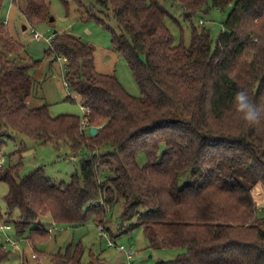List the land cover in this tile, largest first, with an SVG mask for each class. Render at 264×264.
Segmentation results:
<instances>
[{"label":"trees","instance_id":"obj_1","mask_svg":"<svg viewBox=\"0 0 264 264\" xmlns=\"http://www.w3.org/2000/svg\"><path fill=\"white\" fill-rule=\"evenodd\" d=\"M4 1L0 145L20 134L39 145L64 143L79 159L68 184L54 185L41 169L19 178L20 157L0 176L7 186V216L18 213L16 233L29 231L30 244L47 240L51 231L39 221L49 216L55 225L74 229L94 222L114 239L102 225L121 203V225L136 218L127 232L142 229L151 249L185 250L158 264H264V219L258 215L264 208L258 203L264 205V111L250 125L233 104L235 93L246 91L264 109V0H174L190 26L188 46L174 44L163 0H91L116 21L121 34L110 30L111 43L140 97L129 95L113 75L96 71L90 46L55 32L49 51L65 60L66 89L78 95L82 121L70 115L52 119L47 106L28 108L35 86L29 71L40 62L14 65L23 48L5 25ZM60 1L83 6L80 0ZM24 2L21 8L19 0H10L27 25L49 21L45 0ZM230 5L213 45L209 32L192 21ZM87 18L95 17L88 11ZM90 129L97 130L94 136ZM68 251L70 263H78L80 244ZM7 257L0 245V264Z\"/></svg>","mask_w":264,"mask_h":264},{"label":"rangeland","instance_id":"obj_2","mask_svg":"<svg viewBox=\"0 0 264 264\" xmlns=\"http://www.w3.org/2000/svg\"><path fill=\"white\" fill-rule=\"evenodd\" d=\"M45 1L51 15L49 21L34 28L25 23L23 14L16 6L10 4V0L4 1L1 13L6 19L5 25L11 36L23 48L20 58L14 65L30 67L33 61L40 62L38 67L31 68L29 71L35 86L28 100V108L38 109V107L47 106L52 119L70 115L82 121L83 111L79 103L80 99L78 95L66 89L64 79L66 63L62 59H57V56L49 51L48 39L52 38L55 32L69 34L80 39L86 46H90L93 50L96 71L103 75H113L129 95L140 97V91L132 79L128 65L113 49L110 30L116 35H120L121 31L110 12L95 6L91 0H80L82 7L72 1H67V7L60 0ZM19 4L23 8L24 0H19ZM162 5L171 17L166 19L165 23L174 44L182 42L188 46L191 37L190 26L184 20L181 8L174 0H163ZM231 9L232 5L224 11L210 8L207 13H201L195 17L192 23L198 30L206 29L214 45L224 30L223 24ZM88 11L95 18H87ZM51 18L53 21H50ZM32 29L40 35L39 39L34 38ZM84 134L87 136L88 131L84 130ZM21 144H23L22 149H20ZM19 159L21 161L20 168L17 170L19 178L22 179L41 169L44 176L54 185L68 184L71 176L77 174L79 168V159L71 157L64 143H58L57 146L52 143L39 145L29 137L14 134L11 139L5 140L4 144L0 145V176L16 165ZM136 160L139 166L145 163L142 153L137 155ZM182 185L183 179H179L178 186ZM6 193L7 186L0 181V222H8L11 226V231L0 236V245H3L8 253L7 260L3 264H71L65 255L72 252L68 251L69 247L74 251L78 244L82 254L78 263L74 264H158L173 261L185 252L184 249H151L142 229L135 228L127 232L129 225L136 223V218L121 225L123 213L121 203L109 210L105 223L102 225L113 235L114 239H111L109 235L108 237L116 244L114 247L107 246L109 239L100 237L94 222L74 229L55 225L49 216L42 218L39 222L43 228L51 231L50 237L45 241L30 244L27 242L29 231L26 230L22 235H18L14 229L13 222L18 219V213L14 212L11 216H7L4 201ZM258 203L264 207L260 199ZM259 211V217L264 219V208H260ZM140 212L143 210L140 209ZM7 237L10 240L9 243H6ZM119 247H123L124 251H119ZM126 254L131 255L129 261Z\"/></svg>","mask_w":264,"mask_h":264},{"label":"clouds","instance_id":"obj_3","mask_svg":"<svg viewBox=\"0 0 264 264\" xmlns=\"http://www.w3.org/2000/svg\"><path fill=\"white\" fill-rule=\"evenodd\" d=\"M233 104L241 118L248 124H255L259 122L261 109L254 100H252L246 91H237L233 97Z\"/></svg>","mask_w":264,"mask_h":264},{"label":"built area","instance_id":"obj_4","mask_svg":"<svg viewBox=\"0 0 264 264\" xmlns=\"http://www.w3.org/2000/svg\"><path fill=\"white\" fill-rule=\"evenodd\" d=\"M32 33L34 35V38H36V39L40 38V35L37 34L33 29H32ZM49 41H50V39H48V42ZM10 230H11V226L8 223H4V222L2 223V221L0 222V236L3 235V234H6ZM99 233H100L101 236H103V237H105L107 239L109 238V237H107L106 233L102 231L101 228H99ZM9 242H10V240L6 239V243H9ZM107 245L109 247L116 246V244L114 242L110 241V240H108ZM13 247H15V245ZM119 251H124V248L123 247H119ZM126 256H127V260L129 261L131 259V255L130 254H126Z\"/></svg>","mask_w":264,"mask_h":264},{"label":"water","instance_id":"obj_5","mask_svg":"<svg viewBox=\"0 0 264 264\" xmlns=\"http://www.w3.org/2000/svg\"><path fill=\"white\" fill-rule=\"evenodd\" d=\"M50 21H53L52 18L50 19ZM25 30V29H24ZM97 130L96 129H90V134L91 136H94L96 134Z\"/></svg>","mask_w":264,"mask_h":264}]
</instances>
